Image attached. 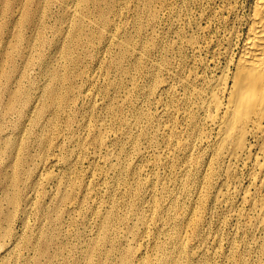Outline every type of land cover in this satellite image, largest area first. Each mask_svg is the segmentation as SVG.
<instances>
[{
    "label": "bare ground",
    "instance_id": "6f19581e",
    "mask_svg": "<svg viewBox=\"0 0 264 264\" xmlns=\"http://www.w3.org/2000/svg\"><path fill=\"white\" fill-rule=\"evenodd\" d=\"M51 2L0 0L6 7L4 11L0 10V19H3L0 20V107L3 117H10L15 110H26L28 114L26 118L16 119V135L21 134L30 122L32 127L40 125L43 129L63 135L65 129L72 130L73 127L74 118H70L74 114L67 101L74 97V90H71L69 98L61 93L56 79L58 73L49 70L55 80L44 81L40 87L28 79L26 68L18 78H5L6 63L14 61L15 54L28 53L24 67L38 60L41 62L40 70L45 72L48 57L43 49L47 24L43 15ZM223 6L229 13L237 10L236 5L228 0ZM60 7V22H64V13L71 22L72 34L66 32L67 25L59 35L75 42L74 37L79 38L80 27L85 23H108L107 14L114 5L112 0H60ZM4 17L8 19L4 20ZM234 17L233 25L228 27L224 37L227 46L221 53L225 62L217 67L218 74L210 78L184 75L179 79L177 90L168 89L166 80L154 79L158 86L153 84L152 93L159 91L166 94L179 105L177 108H161L160 116H165L169 123L160 130L159 144L155 136L143 137L142 110L137 109L136 103L127 101V107H131L132 122H126L129 127L124 129L131 139V149L138 150L133 156L137 170L129 176L128 182L120 177V165H110V170L117 173L114 183L125 181L129 184L124 186L119 198L111 199V211L101 213L96 207L92 209V220L97 229L89 230L92 242L87 248L74 254L77 264H100L94 256L107 249L106 256L117 257L115 264H264V0H250L249 12L245 16L235 14ZM219 21L225 23L224 20ZM243 21L246 28L241 32L238 27ZM133 24L136 31H140L142 24L138 14ZM119 36L120 31H115L114 23L108 24L103 37L114 42ZM239 37L240 45L233 53L231 46ZM132 39L133 35L125 32L123 39L117 41L120 52L111 66L120 73L128 72V66L121 63L129 52L135 58H144L131 44ZM84 42L87 43L88 39L85 38ZM69 48L60 45L53 49L52 54L55 58L67 56L68 63H76L78 59L68 51ZM190 48L196 51L197 45L193 43ZM33 51L36 57L30 56ZM151 63L157 65L155 61ZM131 65L138 67V62ZM160 70L167 76L175 75L174 69L168 65H161ZM71 88L68 78L66 90ZM5 96L6 101L3 102ZM33 101L40 102V109L35 110V106L30 108ZM106 108L110 113L115 111L113 106ZM33 114L37 115L35 120L31 118ZM47 114L53 115V118L49 116L45 123L40 124L39 120ZM136 130L137 136L133 139ZM75 137L71 134L67 139L74 141ZM115 137L108 139L113 141ZM143 141L153 143L154 148L159 150L152 160H149V150L142 146ZM106 142L99 140L95 145L99 146L98 149H105L107 159L99 160L96 149L88 157L89 163L96 168L105 166L111 157H119V153H112L107 148ZM4 145L7 151V145ZM20 150L21 145L10 146L12 159L19 158ZM140 160L145 162L138 164ZM47 161L53 163L57 158L52 157L42 163ZM70 165V161L65 163V167ZM1 167L0 161V171ZM30 175L31 170L19 163L12 167L8 177L2 178L3 185L6 184L2 190L4 199L13 212L22 198L17 192L12 194L10 188L19 181L23 189L26 188L29 186L26 179ZM103 180L104 176L100 173L91 172L89 185ZM106 191L112 194V191ZM32 198L33 195H30L24 202H34ZM66 203L68 212L81 207L80 203L72 200ZM98 203L96 199L94 204ZM41 210L46 220L38 227L36 241H22L23 249H30L31 252L22 254L16 249L19 237L7 229L5 233L0 232L3 253H19L25 264H60L57 255L61 253V248L56 245L51 248L49 227L58 224L61 218L48 209ZM11 215H7L5 226L10 225ZM120 230L125 232V238L119 237L117 241L126 247L121 253L116 251L115 246ZM57 239L60 240V236ZM3 257L0 255V258Z\"/></svg>",
    "mask_w": 264,
    "mask_h": 264
},
{
    "label": "rangeland",
    "instance_id": "374dc122",
    "mask_svg": "<svg viewBox=\"0 0 264 264\" xmlns=\"http://www.w3.org/2000/svg\"><path fill=\"white\" fill-rule=\"evenodd\" d=\"M225 1L112 0L114 8L107 14L110 21L108 23L94 21V25L84 22L85 24L80 27L79 38L74 37L75 42L67 41L68 38L59 35L60 32L66 30L67 25L69 28L66 32L72 34L71 22L64 13V22H60L62 18L60 0H52L49 8H45L43 18L47 28L43 52L48 57L45 72L40 70L41 62L38 60H33L31 64L24 67L28 53L15 54L14 61L6 63L5 78H14V76L18 78L21 71L26 68L28 79L36 82V85L40 87L44 81L49 83L55 80L49 70L55 71L59 74L56 79L61 93L69 98L71 90H74V97L72 96L67 101L74 114V117L70 119L74 118V120L72 130L65 129L64 135L43 129L40 125L32 127V122L23 128L21 134L16 135L18 127L15 126V121L20 117H28L26 110H15L11 112L10 117H3L0 107V161L2 166L0 171V182H2L0 183V232L5 233L9 229L17 235L19 241L16 249L22 254L31 252L30 249H23L22 241L24 239L36 241L39 236L38 227L42 221L46 220L45 213L41 210L45 208L61 218L58 224L55 223L49 227L52 237L51 248L56 246L61 248V253L57 255L60 264H77L74 254L87 248L92 242L88 234L89 230L97 229V225L92 220V209L96 207L101 213L111 211V199L120 197L124 186L130 182L128 181L129 176L137 170L133 156L138 150L131 149V139L124 129L125 126L129 127L126 122H132L131 107H127V101L136 103L137 109L142 110L143 137L144 135L155 136L159 144L160 130L164 127L163 125L169 123L165 116H160L161 108L165 106L177 108L179 105L166 94L159 91L152 93L153 84L155 87L158 86L154 83V79L166 80L165 84L168 89L177 90L180 87L179 79L184 75L210 78L215 73L218 74L217 67L225 62L221 52L227 46L224 38L227 29L233 25L235 14L245 16L249 12L250 3V0H228L237 7L234 13H229L223 6ZM5 9L6 7L0 3V10ZM137 14L142 24L140 31H136L133 24ZM7 19L8 17H4V20ZM219 20H224L225 23ZM110 23H114L117 33L118 30L120 31L117 41L123 39L125 32L132 34L131 44L144 56L143 59L135 58L132 52H129L121 63V65L128 66V72L120 73L111 66L112 61H117L120 48L117 41L111 42L103 37ZM240 25L242 28H238L244 32L246 24L243 21ZM54 28L56 30H53ZM58 35L59 42L57 43ZM85 38L88 39L87 43L84 42ZM240 41L239 37L233 42L231 46L233 53L237 52ZM193 43L197 45L196 51L190 48ZM63 44L70 47L68 51L78 59L76 63H68L67 56L57 58L53 56V49ZM0 48H2L1 44ZM30 56L36 57V52H31ZM136 61L138 67L132 66L131 64ZM152 61H155L157 65L153 66ZM161 65L170 66L174 69L175 75L170 77L162 73ZM68 78L72 88L67 91ZM146 96L148 99H144ZM2 100L6 101V96ZM32 106H35V110L40 109V102L33 101L30 108ZM106 106H113L115 111L110 113ZM49 116L53 118V115L47 114L39 120V123H45ZM31 118L35 120L37 115L33 114ZM57 122L63 124L62 121ZM138 130L134 131L133 139L137 136ZM71 134L76 136L74 141L67 139V136ZM114 135L116 137L113 141L108 139ZM99 140L103 142L107 140V148L112 153H119V157H111L105 166L96 168L88 160L93 149H96V157L99 160L108 158L105 149H98L99 146L95 145V142ZM3 143L7 145V151ZM20 145L19 158L12 159L11 152L9 153L10 146L20 147ZM142 146L149 150V160L158 154L159 150L154 148L156 146L153 143L148 144L143 141ZM52 157L57 158V161L42 163L43 160ZM68 161L71 165L65 167ZM138 162L142 165L145 160ZM19 163L24 168L30 169L31 175L26 179L29 185L26 188L23 189L21 181L10 188L12 194L17 192L22 198L20 205L13 212L4 199L2 190L6 184L3 185L2 178L8 177L12 172V167ZM112 164L122 167L120 177L128 182L114 183L117 173L110 170ZM126 165H129V168H126ZM91 172L100 173L104 176V180L89 185ZM106 190L112 191V194L109 195ZM30 195H33L34 202L26 204L24 199ZM96 199L99 200L97 205L94 204ZM68 200L80 203L81 207L68 212L66 208ZM7 215L12 216L9 226H5ZM58 236L60 240L57 239ZM119 237L120 239L125 238V232L120 230L115 240L116 251L121 253L126 247L118 243ZM1 242L0 239V244ZM1 249L0 255L4 257L0 258V264H25V259L19 253L5 254ZM107 250L100 255L96 254L94 258L99 259L100 264H115L117 257L106 256Z\"/></svg>",
    "mask_w": 264,
    "mask_h": 264
}]
</instances>
